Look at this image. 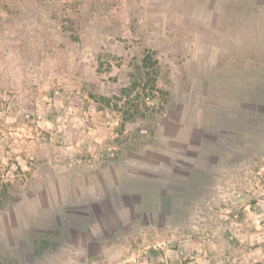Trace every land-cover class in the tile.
I'll return each instance as SVG.
<instances>
[{"label":"rangeland","instance_id":"rangeland-1","mask_svg":"<svg viewBox=\"0 0 264 264\" xmlns=\"http://www.w3.org/2000/svg\"><path fill=\"white\" fill-rule=\"evenodd\" d=\"M0 264H264V0H0Z\"/></svg>","mask_w":264,"mask_h":264}]
</instances>
